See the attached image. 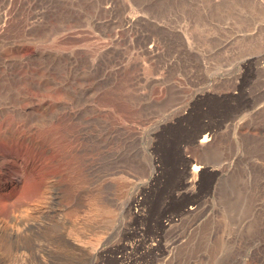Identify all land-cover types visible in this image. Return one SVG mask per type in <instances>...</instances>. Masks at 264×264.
Here are the masks:
<instances>
[{
  "label": "rangeland",
  "instance_id": "1",
  "mask_svg": "<svg viewBox=\"0 0 264 264\" xmlns=\"http://www.w3.org/2000/svg\"><path fill=\"white\" fill-rule=\"evenodd\" d=\"M180 153L208 165L201 188ZM124 188L145 216L104 241ZM0 227V264H69L67 236L105 249L91 264H264V0H0Z\"/></svg>",
  "mask_w": 264,
  "mask_h": 264
},
{
  "label": "bare ground",
  "instance_id": "2",
  "mask_svg": "<svg viewBox=\"0 0 264 264\" xmlns=\"http://www.w3.org/2000/svg\"><path fill=\"white\" fill-rule=\"evenodd\" d=\"M209 112H210V117H212V115H217V114H223V113H225V112H223L224 110L223 109H219V110H217V109H215V108H213V106L212 105H210L209 106ZM220 116H222V115H220ZM224 117V116H223ZM213 130H215V129H213ZM213 130H211V129H207V130H203L204 132H202V133H197V135L196 136H194V137H190L189 139H188V137H187V139L188 140H183V142H179L178 143V149H183V148H192V149H194L195 148V146L197 145V144H200V145H202V146H205V145H207V144H209V143H211V142H213L214 140H215V132L213 131ZM176 132H179V131H176ZM217 132V131H216ZM180 133V132H179ZM180 135L181 136H185L184 134H181L180 133ZM200 135H203V138L200 140V141H198V137L200 136ZM187 136H189V135H187ZM166 143H167V141H163L162 142V147H163V149L161 150V148H160V152L158 153V155H159V159H157L156 157H155V163H156V168H157V172H159L160 173V170L162 171V169H163V173H165V170L168 168V164H167V159H166V157H165V152H163V151H165L167 148H165V146L166 147H168L169 146V144L167 143V145H166ZM157 143L155 142V145H156ZM179 166H180V171H181V173H182V177H183V186L185 187V188H192V189H196V188H201L202 186H203V184H204V182H203V176H204V174L206 173V172H208V165H206L205 163H203L200 159H198L196 156H189V155H187L186 153H184L183 155H181V153H180V157H179ZM153 178H157V177H159V174H157V173H154L153 175H151ZM127 187V186H126ZM148 188V186L146 185V187L144 186L142 189V191L143 192H145L146 191V189ZM125 189V193L123 192V194L119 197V196H117V197H115V198H117V201H115L114 203H113V207H115V208H113L112 210L113 211H111V217L109 218V219H111L110 220V222H111V226L108 228V229H106V230H104V231H106L102 236V238H103V240L104 241H106V240H108L109 238H111L112 237V235L114 234V232H115V230L117 229L118 230V228H122L123 226H125L126 225V223H127V220H125V216H124V214L125 213H129V212H131L132 213V217H131V220H133V219H135V220H137V219H142L144 216H145V210L143 209V208H141V209H139V210H136L135 208H136V206L138 207V205H142L143 204V201L144 200H142L141 198H140V196H141V194H142V192H140V191H137L136 193H134L133 195H129L128 196V190H127V188H124ZM181 191V190H180ZM180 191L179 192H177V191H173L170 195H166V198H170V199H173V200H175V198H179V196L181 195V193H180ZM167 193V192H166ZM124 196H128L127 197V200L125 201V202H122V198L124 197ZM107 208V207H106ZM67 208H60V209H54L53 210V214L56 216V217H60V218H62V215H63V213H64V211L66 210ZM109 210V209H108ZM111 210V209H110ZM109 210V211H110ZM194 211H196V206H194V205H190V206H184V207H182V209L179 211V212H175L174 214H172L171 216H169V217H166V222L165 223H162L161 224V226L165 229H167V228H172L176 223H179V221H181V220H183V215H184V217H185V215L186 216H188V214H190V213H195ZM50 213V212H49ZM110 213V212H109ZM181 217H182V219H181ZM52 218H54V216L53 215H50L49 217H47V218H45V228H43V230L42 231H44V232H46V230H47V224H48V222L49 221H51L52 220ZM195 223V222H194ZM194 223H192V225H190V228H191V226H192V228H193V226L195 225ZM82 226H85L86 227V225H88L89 223H88V221L86 220V221H82L81 223H80ZM38 225H40L39 223H37L36 222V220H33V219H29V220H26L25 222H24V228H23V231H31V229H32V227H34V226H38ZM105 225H107V224H105ZM104 226V225H103ZM129 226V225H128ZM108 227V226H107ZM127 227V226H126ZM134 227V226H133ZM101 228H104V227H101ZM129 228V227H128ZM131 229V228H130ZM162 229V228H161ZM102 229H100V230H98V231H101ZM141 230V229H140ZM0 232H2V228L0 227ZM20 231H18V230H13V234H15V235H17V237H18V239L20 238H22V237H25V238H23L22 239V241H18V239H17V241L19 242L18 243V245L20 246H24V245H27V246H29L30 248H29V250L31 251L30 253L33 255V256H35L36 258H40V256H41V253H45L46 252V246H42V244L41 243H39V242H37V238H34L33 236H30V235H23V236H21L20 237V233H19ZM134 232V231H133ZM136 232H138V231H136ZM142 232V231H141ZM144 232H145V230H144ZM119 233V232H118ZM143 233V232H142ZM82 234H88V233H84V232H82ZM119 234H121V231H120V233ZM137 235V234H136ZM139 236H140V234H138ZM137 235V236H138ZM81 236V235H80ZM84 236H86V235H84ZM97 236V235H96ZM142 236V235H141ZM145 236V234H143V237ZM87 237V236H86ZM98 237V236H97ZM99 237H101L100 235H99ZM146 237V236H145ZM79 238V237H78ZM80 238H84L83 237V235L80 237ZM114 238V237H113ZM98 239V238H97ZM116 239V238H115ZM141 239V238H140ZM180 239H181V237H180ZM179 239V240H180ZM76 240H77V238L76 239H73V237H69V236H67V237H65V239H64V244H65V246H66V248H67V250L69 251V252H71V254H73V256L71 255V257H72V259H71V263H69V264H87V263H89V264H91L90 262L92 261V260H94V258H96V255H100L101 253H103V250H102V248L103 247H99V248H97L96 246H94L95 248H97L96 250H92L91 248H89V247H87V246H83V245H80V244H78L77 242H79V241H77L76 242ZM102 240V241H103ZM142 240V239H141ZM178 240V239H177ZM182 240H183V238H182ZM146 242V241H145ZM174 242H176V241H174ZM80 243V242H79ZM85 242L83 241V243H81V244H84ZM99 243H101V242H99ZM107 243V242H106ZM105 243V244H106ZM181 244L180 245H182V243L183 242H180ZM87 244V243H86ZM175 244H177L178 245V243L176 242ZM85 245V244H84ZM177 245H175V246H177ZM90 246V245H89ZM104 246V245H103ZM171 246V245H170ZM172 246H173V244H172ZM179 246V245H178ZM178 246H177V248H178ZM144 247V246H143ZM145 248H146V246H145ZM144 248V249H145ZM176 247H174V248H171L170 250H169V248L167 247V249L169 250L168 251V254H167V256L166 257H163V255H164V253H165V250H164V252L162 253L163 255H162V257L164 258V260H166L167 258H170L169 256H171L173 253H174V251L177 249ZM104 249V248H103ZM141 249H143V248H141ZM105 250V249H104ZM144 251V250H143ZM105 252V251H104ZM146 252V251H145ZM145 252H144V254H145ZM106 253V252H105ZM138 253V252H137ZM140 253V252H139ZM146 255V254H145ZM165 255H166V253H165ZM100 256H102V255H100ZM161 256V255H160ZM98 257V256H97ZM142 257H144L145 258V256H143L142 255ZM161 257V258H162ZM99 258V257H98ZM139 258H141V256L139 257ZM160 258V259H161ZM162 258V259H163ZM146 260V259H145ZM95 262H97V261H95ZM166 261H164V263H165ZM93 263V262H92ZM98 264V263H97Z\"/></svg>",
  "mask_w": 264,
  "mask_h": 264
}]
</instances>
